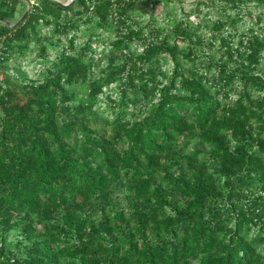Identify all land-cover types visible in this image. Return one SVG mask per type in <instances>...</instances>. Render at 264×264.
<instances>
[{
	"label": "trees",
	"instance_id": "trees-1",
	"mask_svg": "<svg viewBox=\"0 0 264 264\" xmlns=\"http://www.w3.org/2000/svg\"><path fill=\"white\" fill-rule=\"evenodd\" d=\"M38 1L21 25L0 24V264H264V37L250 29L234 47L228 30L239 18L219 19L217 58L198 50L201 26L183 20L164 33L154 20L137 23L139 0H116L115 24L109 0L92 17V0ZM17 2L0 0V20L18 17ZM82 20L94 27L79 45L69 36ZM94 30L115 32L99 60ZM58 36L66 47L43 81L8 79L31 43L46 58ZM104 99L113 119L100 113ZM12 232L27 243L7 247Z\"/></svg>",
	"mask_w": 264,
	"mask_h": 264
},
{
	"label": "rangeland",
	"instance_id": "rangeland-1",
	"mask_svg": "<svg viewBox=\"0 0 264 264\" xmlns=\"http://www.w3.org/2000/svg\"><path fill=\"white\" fill-rule=\"evenodd\" d=\"M30 1V0H29ZM61 4L66 5L70 4L74 0H58ZM139 0L137 1L134 10L133 16L134 20L137 23H140L142 26H145L150 20L155 21L157 26H159L164 33H169L173 26L178 24L179 22L185 20L189 21L190 25H192L195 29L201 26V30L199 34L204 38V44L199 46L198 50H202L207 54H215L217 58L222 56L226 49H221V41L216 40L214 44L210 46L212 42V27L213 23L219 19H227L232 18L233 20L237 19V24L234 29L228 30V33L234 35H238L233 39L234 47L237 46L240 40L241 34L249 35V30L252 29L255 33L259 35V37H264V3L261 1H253L238 5L237 8L232 7L230 4H226V1L220 0L212 6H203L201 5L198 11L196 9V3L199 0H163L158 4L151 5L149 0ZM40 2V1H39ZM16 9L19 12V15L16 19L11 20V22L16 23L26 12L27 4L23 0H19L16 5ZM21 14V12H23ZM259 17L260 21L257 20ZM79 25L76 26L75 29L71 32V35H75L76 41L79 45H83L85 41L88 39V31L90 30L89 27H94L93 23L88 24L85 23L83 20L82 22L78 23ZM96 25V23H94ZM39 32L41 35H51V29L42 27ZM115 32L111 31L109 33L102 32V30L93 31L94 36L98 37L99 44H96L93 48V58L94 59H101L103 54L111 53V47L108 44L102 46V43L110 37L113 39L115 37ZM61 37V36H58ZM67 37V40L69 39ZM61 44H55L54 46H50L48 49V54L46 58L39 57V48L31 43L29 47V51L25 56L17 57L16 64L20 65L18 68H14L16 64H11L7 71V77L12 82L23 81V83L30 82V81H38L41 82L44 80L46 75V71L52 68L56 63H58L59 56L62 53V50L66 47V42L62 38ZM56 41V40H54ZM186 45L183 43L179 44V50L185 51ZM144 45L141 42L134 44L132 49L137 52V55L142 52ZM132 50V51H133ZM180 59L181 66L186 71H189L196 66L197 63L193 64L189 61L184 60L181 58V54L178 55ZM239 58L235 56L234 61L232 62V66L238 65ZM161 69L166 74H170L173 70V63L170 61L169 58H165L162 60ZM257 72L261 75H264V54L260 66L258 67ZM216 72L212 71L210 75H215ZM95 77H98L96 74ZM161 78V77H160ZM164 83L166 80L161 79ZM236 88H239V84L235 85ZM239 90V89H238ZM111 95L114 99H119V91L116 89H111ZM237 99L236 92H232L230 95V100L235 101ZM80 101H84L85 97H80ZM111 103L108 100L104 99L102 106L99 108L100 113L103 116H106L110 119L114 117V110L110 108ZM209 157L206 155H202L199 158V162L208 161ZM111 215L114 216L115 209L111 210ZM98 220V218H96ZM3 233L0 232V244L2 241ZM23 243V244H22ZM27 243L24 237L19 235L18 232H12L6 241L7 247L14 248L17 244L24 245ZM264 249V247H262ZM21 256L23 257V252L21 250ZM19 253V254H20Z\"/></svg>",
	"mask_w": 264,
	"mask_h": 264
},
{
	"label": "built area",
	"instance_id": "built-area-1",
	"mask_svg": "<svg viewBox=\"0 0 264 264\" xmlns=\"http://www.w3.org/2000/svg\"><path fill=\"white\" fill-rule=\"evenodd\" d=\"M98 0H92V3L90 1H88V6H89V16L92 17L94 15V10L96 8V3ZM102 1V0H100ZM110 4L112 5V12L110 17V20H112L115 24V17L116 19L119 18V16L117 15V13L115 12V9L118 8V3L116 2V0H109ZM124 3H128L130 0H123ZM31 3V11L33 9H40V2L38 0H30ZM96 20H98L97 18H95Z\"/></svg>",
	"mask_w": 264,
	"mask_h": 264
},
{
	"label": "water",
	"instance_id": "water-1",
	"mask_svg": "<svg viewBox=\"0 0 264 264\" xmlns=\"http://www.w3.org/2000/svg\"><path fill=\"white\" fill-rule=\"evenodd\" d=\"M24 1L27 4L26 12L24 13V15L16 23H13V22L8 21V20H0V24L6 25V26H8L10 28H15V27L21 25L26 20V18L28 17V15L31 12V3H30V1L29 0H24ZM48 1H52V2L62 6L64 8H68L69 6L73 5L76 0H74L70 4H66V5L61 4L58 0H48Z\"/></svg>",
	"mask_w": 264,
	"mask_h": 264
}]
</instances>
